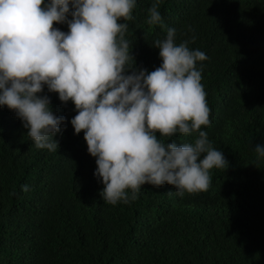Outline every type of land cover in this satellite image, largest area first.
<instances>
[{
    "label": "trees",
    "instance_id": "16d2710c",
    "mask_svg": "<svg viewBox=\"0 0 264 264\" xmlns=\"http://www.w3.org/2000/svg\"><path fill=\"white\" fill-rule=\"evenodd\" d=\"M152 3L137 0L133 19L121 21L129 63L160 66L152 44L168 28L177 44L196 37L188 46L208 57L197 67L211 109L201 130L229 167L210 170L208 191L181 197L168 183L145 184L135 201L110 205L84 133L71 125L75 105L45 86L41 95L66 117L56 151L36 148L22 120L0 106V264H264V158L254 151L264 146V0H161L162 24L148 25ZM157 135L180 144L198 133Z\"/></svg>",
    "mask_w": 264,
    "mask_h": 264
},
{
    "label": "clouds",
    "instance_id": "9594fccd",
    "mask_svg": "<svg viewBox=\"0 0 264 264\" xmlns=\"http://www.w3.org/2000/svg\"><path fill=\"white\" fill-rule=\"evenodd\" d=\"M160 3L149 7L148 25L162 24ZM136 6L137 0H0V106L16 113L36 148L56 151L54 136L66 117L55 115L41 93L47 86L61 102L71 100V125L84 133L104 185L100 196L110 205L135 201L145 184L168 183L181 197L208 191L210 170L229 167L201 130L211 125V109L197 64L208 57L189 48L194 35L177 44L176 29L168 28L152 44L160 66L149 72L130 65L135 57L121 21H131ZM192 133L193 142L180 144L157 135ZM254 151L264 158V146Z\"/></svg>",
    "mask_w": 264,
    "mask_h": 264
}]
</instances>
